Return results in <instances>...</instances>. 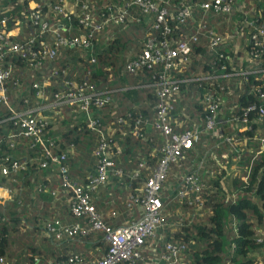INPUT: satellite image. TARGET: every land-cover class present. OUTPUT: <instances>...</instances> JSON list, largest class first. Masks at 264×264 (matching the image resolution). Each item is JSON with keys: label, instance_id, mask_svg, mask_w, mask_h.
Listing matches in <instances>:
<instances>
[{"label": "built area", "instance_id": "obj_1", "mask_svg": "<svg viewBox=\"0 0 264 264\" xmlns=\"http://www.w3.org/2000/svg\"><path fill=\"white\" fill-rule=\"evenodd\" d=\"M0 1H2L0 10L5 12L7 5L3 1L7 0ZM26 1L34 4L30 10L21 11V18L13 22V27L6 28L8 20L6 15L0 18V106L8 109L10 115L6 119L11 120L14 126L13 129L6 131L3 141L10 147L23 148L18 151V155L0 156V177L6 176L11 184L21 181L22 172L28 166L34 165L41 171L49 170L50 173L45 176V180H48L51 174L59 179V186L65 193L64 202L74 220L65 221L59 216L47 218L43 224L44 233L53 241L101 233L106 244L101 258L84 261L77 255H72L67 261L55 264H184L186 259L184 245L165 242L159 249L157 247L158 239L161 241L157 231L163 226H169L165 220V223L162 222L163 217L165 215L168 217L169 209L177 206V203H184V208L195 210L184 217L182 214L177 215L178 221L201 215L197 211L199 207L197 203L200 202L197 199L205 187L202 173L210 176L223 171L219 180L221 190L225 199L233 198L235 195L230 189L232 178L236 177L242 183H246L252 162L264 152V90H258L257 103L244 107L241 115L237 116L233 108L221 112V104L224 101L222 91L225 88L213 87L212 83L213 77L246 79L248 74L264 72V69L252 67L264 53V26L258 23L262 15L264 16V0H259V7L252 9L249 17L243 16L238 22L239 28L246 25L251 29L247 40L250 51L245 59L248 62L245 68L242 69L239 64L238 68L231 67L226 71L222 64L214 71V75L208 74L193 79H210V87L205 89L201 97L204 116L198 124L190 123L187 119H178L170 114L180 82L172 73L174 62L176 60L187 62L192 44L196 43L201 35L207 40L208 52H216L220 48L222 34L215 30L211 21L216 16L227 15L231 10L232 0H198L191 3L180 0L174 18L178 23L191 20L192 31L184 34L173 45L165 37L170 31L164 7L167 0H41L40 3H36L37 0ZM17 2L21 3L22 0ZM240 3L242 4L243 0H240ZM135 10L143 16L153 13V28L159 30L160 38L157 40L147 38L140 52L125 60V72L136 75L142 69L150 70L155 64L161 65V71L152 76L149 84L137 85L152 87L156 101L152 117L144 118L138 115L133 119V123L129 124V131L136 137L152 142L148 155L157 154L158 159L147 176L142 174V170L146 169L144 161L138 162L130 176L139 178L140 181L132 192L128 193L124 203L126 210L131 214L130 220L112 225L106 223L96 211L92 197L99 190H108L109 178L120 174L114 160L120 149L110 136L115 131L124 134L125 126L128 125L126 117L129 115L126 113V116H114L105 127L99 121L97 110L112 102L113 91L129 87L115 89L101 87L90 78L92 70L84 65L79 66L81 76L77 80L63 78L66 74L65 69L52 68L45 77L50 83L47 79L31 81L33 104L19 111L10 105L8 99L9 87L16 89L19 80L12 77L13 70L9 63L3 65V59L10 57L23 62L26 65L24 76L30 71L36 72L61 49L73 47L87 49L92 47V41L100 36L104 41L107 40L112 35V30L124 25ZM242 12L239 7V15ZM74 19L80 33L67 35L65 33L68 31L67 24ZM135 19L138 20V17ZM25 28L26 31L22 32ZM18 34H21L20 39L16 38ZM237 34L241 36V31H237ZM218 56L229 62L232 58L221 53ZM88 62L93 63L94 59L89 56ZM227 93H230L229 89ZM59 105H66L72 112L71 115L79 114L77 123L83 122L98 136L92 149L94 171L82 182L70 177L68 173L66 160L67 155L72 153V145L69 144L58 154L53 153L58 152L59 135L57 133L56 137L50 136L48 119ZM249 115H252L251 120ZM254 125L255 129H252ZM246 131L254 133L253 136L243 134ZM150 134L157 138L156 143L152 141ZM204 135H209L213 139L212 142L207 143ZM200 142L206 149L197 157L196 167L193 171L179 172L176 177L174 175L173 187L164 191L163 183L169 165H179V162L185 159L186 152ZM254 142L256 148H253ZM220 151L223 153H218ZM244 154L247 162L238 167L237 163ZM206 158L213 161L212 168L208 167L209 165L205 168ZM199 168L201 171H198ZM40 188L41 184H36V190ZM42 189L48 190L47 187ZM49 193L53 202L59 200L56 189L49 190ZM107 195L111 196V193L107 192ZM13 197V188L7 184H0V201L12 200ZM116 214L113 209L108 212L111 218ZM172 223L175 225L174 221ZM257 234L259 239H264L263 231L257 230ZM141 247H146L148 256L154 260L145 261L140 254Z\"/></svg>", "mask_w": 264, "mask_h": 264}, {"label": "trees", "instance_id": "obj_2", "mask_svg": "<svg viewBox=\"0 0 264 264\" xmlns=\"http://www.w3.org/2000/svg\"><path fill=\"white\" fill-rule=\"evenodd\" d=\"M184 1L191 3L198 0ZM35 2L40 3L41 0ZM179 2L180 0H167L164 5L167 11L166 22L170 28L165 37L172 45L184 34L192 31L191 20L178 23L174 18ZM3 3L7 5V10L5 12L0 10V18L3 15L7 16L6 28L13 27V22L21 18V11L30 10L34 4V2H27L26 0H22L21 3H18L17 0H7ZM0 7L2 9V1H0ZM239 7L243 10L241 15L238 13ZM257 7H259V0H243L242 4L240 0H232L230 12L224 17H215V19L222 18L228 21L229 31L231 32L233 28V35L236 39L241 40L242 45L240 44L239 54L233 56L230 62L218 56L220 53L226 55L221 46L216 52H208L207 40L202 35L196 43L192 44L187 62L182 63L180 60L174 62L172 73L180 82H178V95H176V101L170 112L172 116L181 120L187 119L190 123H200L204 116L201 97L205 89L210 87V79H193L208 74L214 75V71L218 70L222 64L226 71H229L231 67L238 68L239 64H241L242 69L245 68L248 63L245 59L250 51L247 40L251 29L246 25H241L239 28L238 22L243 16L249 17L251 10ZM135 11L132 12L133 15L128 18L124 25L112 30V35L107 40L104 41L100 36L92 41L90 48L61 49L53 59L44 62L43 66L36 72L30 71L24 76L26 65L23 62L10 57L3 59V65L6 66L9 63L11 70H13L12 77L19 80V86L16 89L11 86L8 89L10 105L19 111H23L33 104L31 81L46 80L45 77L52 68L65 69L66 74L63 78L77 80L81 76L79 66L84 65L92 70L90 78L101 87L107 86L108 89L129 87L113 91L111 93L112 102L97 110L99 121L105 127L108 126L107 122L112 117L126 116V113L129 115L126 117L128 125L125 126L124 134L121 135L115 131L110 136L120 149L119 154L114 157L120 174L118 176L112 175L109 178V185L114 183L115 187L112 195L105 201V206H109L117 214L113 218L108 216V219H105L95 208L102 219L112 225L123 224L130 220L131 214L126 210L124 203L128 193L132 192V189L140 181L139 178L135 179L130 176L138 162L144 161L146 169L142 170V174L147 176L158 159L157 154L148 155L152 142L136 137L129 131V124H132L133 119L138 115H142L144 118L152 117L153 105L156 101L152 87L137 85L149 84L152 76L161 71V65L155 64L150 70L142 69L136 75L125 72V60L130 56L137 55L147 38L151 37L155 40L160 38L159 30L156 31L153 28V13H147L143 16L139 15L137 10ZM137 17L138 20L135 19ZM258 23L264 26L263 15ZM67 27L68 31L65 32L67 35L80 33L76 19L69 22ZM206 27L208 26L206 25ZM23 31H26V28L22 29ZM237 31H241V36H238ZM219 34L221 33L219 32ZM16 38L20 39L21 34H18ZM222 43L228 44L223 36ZM126 52L128 53L125 55ZM89 56L94 59L93 63L88 62ZM252 67L264 69V53L258 57L256 64ZM212 80L213 87L223 86L225 88L222 91L224 101L221 104V112H227L229 108H233V112L237 116L241 115V110L244 107L257 103L258 90H264V72L248 74L246 79H241V77H213ZM47 81L50 83V80L47 79ZM228 82H230V86ZM54 84L56 83L54 82ZM227 89L230 90V93H227ZM67 108L66 105H59L56 109L62 110L64 114H66L65 110L67 114H71ZM9 115L8 109L0 106V119H2L0 123V138L2 139L0 156H15L18 151L23 149L21 146L10 147L3 141L6 131L14 128L11 120L6 119ZM65 118L68 121H62L63 126L56 130L59 135V149L58 152L53 151V153L58 154L71 144L72 153L67 155L66 160L68 173L70 177L82 182L94 171L95 163L92 149L98 136L89 130L83 122H74L71 115ZM237 119L240 118L237 117ZM249 119H252V115H249ZM252 129H255V125ZM243 134L251 135L252 132L246 131ZM149 136L152 141L157 142L154 134ZM203 138H206L207 143H211L213 140L209 135H204ZM252 145L253 148H256L255 142ZM204 149L206 146L202 147V142L193 145L186 152L185 159L181 160L179 165H169L167 175L173 173L171 177L174 178L173 176L176 177L179 172L193 171L197 164L195 161ZM27 152L29 151L27 150ZM245 155L238 161V167L247 162ZM205 162L209 165L208 167H213V161L206 158ZM198 171H201V168ZM49 173V170L41 171L36 169L34 165H30L22 172L21 181L11 184L6 176L0 177V184H7L14 190L12 200L0 201L1 264L63 263L72 255H77L84 261H95L103 256L106 244L101 233L74 237L67 244L62 241H53L45 235L43 224L47 218L51 216L61 217L57 215L61 212L65 216L63 219L74 220L64 202L65 193L59 186V179L54 176V182L51 181V185L48 184L49 177L48 180H45V174ZM222 174L223 171L210 176L201 174L205 182V187L197 199L200 200L197 203V207L199 206L197 211L201 215L181 221L169 215L167 220L173 218L175 225L173 228L163 227L157 231V236L161 238V241L158 239L157 247L159 249L165 242L184 245V253L186 254L184 264H264V239H259L257 234V230L264 232V152L252 162L246 183H242L236 177L232 178L230 189L235 195L233 198L225 199L223 195L219 182ZM39 183L41 188L36 190V184ZM43 187H47L48 190L42 189ZM55 189L58 191L59 200L53 202L49 190ZM99 191H102V195L107 193L106 189ZM118 191L122 192L123 199L114 201V194ZM182 207H185L184 203H182ZM38 242L44 244L41 245ZM89 242L92 250L89 249L88 251ZM140 254L145 261L154 260L148 256L146 247H141Z\"/></svg>", "mask_w": 264, "mask_h": 264}, {"label": "rangeland", "instance_id": "obj_3", "mask_svg": "<svg viewBox=\"0 0 264 264\" xmlns=\"http://www.w3.org/2000/svg\"><path fill=\"white\" fill-rule=\"evenodd\" d=\"M211 24L215 27V29L218 32H220L222 34V36L225 39V42L228 43L227 45H225L223 43L221 44V49L222 50L223 49L225 50L226 55H228V56H230L232 58H233V56L238 55L239 54V50H240L239 47H240V44L242 45V43H241V40L240 39H236L235 36L233 35V33H232L233 32V28L231 29V32L229 31L228 21L223 20L222 18H217V19L212 20L211 21ZM129 51H131V50H129ZM127 53L128 52H126L125 55ZM228 85L230 86V82H228ZM65 113L66 114H64V112L62 110L59 111L57 109L54 114H51L52 116L48 119V122H49L48 129L50 131H56V130L60 129L63 126L61 122L62 121H68V120H66L65 117L70 116L71 114H69V113L67 114V111L66 110H65ZM218 153H223V152L220 151ZM228 162H230V160H228ZM207 165L208 164L206 163L205 168L207 167ZM231 166H234L235 167V165H231ZM172 174H170L169 176L167 175V177H166V179H165V181L163 183V189H164V191L170 190L173 187V185H174L173 184V178L171 177ZM114 187H115V184L114 183H110L107 192L109 191L111 193V195H112V193L114 192V190H113ZM122 199H123L122 192L118 191V192H116V194H114V198H113L114 201H116V200H122ZM174 209H176L177 211H175ZM169 211H170V213H169L170 217L177 218L178 217L177 215H179V214H182L183 217H184L187 214H191L195 210L189 209V208H184V207H182V204L177 203V206L176 205L175 206H172V208L169 209ZM164 220L167 222V225H169L167 227H172L173 228V226H174V224L172 223L173 222V218L167 220V215H165L163 217V219H162V222L163 223H165Z\"/></svg>", "mask_w": 264, "mask_h": 264}, {"label": "crops", "instance_id": "obj_4", "mask_svg": "<svg viewBox=\"0 0 264 264\" xmlns=\"http://www.w3.org/2000/svg\"><path fill=\"white\" fill-rule=\"evenodd\" d=\"M46 113V112H45ZM79 117H80V115L79 114H73V115H71V119L74 121V122H76L77 123V121H78V119H79ZM50 133V136L51 137H56L57 135V131H49ZM16 155H18V154H16ZM47 174H45V176H46ZM53 178H54V176L51 174L50 175V177H49V182H48V184L49 185H51L50 184V182L51 181H53L54 182V180H53ZM53 185V184H52ZM110 196L109 195H107V193H104L103 195H102V191H97V192H95L94 194H93V197H92V199H93V205H94V207L95 208H97V210L101 213V215L105 218V219H108V212L111 210V208H109V207H106L105 206V201H107L108 199L107 198H109ZM52 207H53V209H54V206L52 205ZM59 207V206H58ZM58 207H56V209L58 210ZM57 215H60L61 217V219L62 220H65V219H63L65 216H64V213L62 214L61 212H59V213H57ZM69 220H70V218H69ZM65 221H68V219H66ZM74 240V239H73ZM76 240V239H75ZM72 241V239H65V240H63L62 242H64L65 244H67V243H69V242H71ZM61 242V243H62ZM38 243H41V242H38ZM44 243H41V245H43ZM67 246V245H66ZM87 249H88V251H89V249H91L92 250V248H91V246H90V242H89V244H88V246H87ZM97 250H98V248H96Z\"/></svg>", "mask_w": 264, "mask_h": 264}]
</instances>
